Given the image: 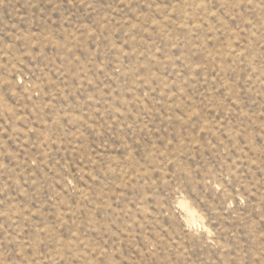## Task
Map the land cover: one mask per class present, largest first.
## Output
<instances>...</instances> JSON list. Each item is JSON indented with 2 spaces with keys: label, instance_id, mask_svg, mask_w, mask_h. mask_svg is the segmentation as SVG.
Masks as SVG:
<instances>
[{
  "label": "rangeland",
  "instance_id": "374dc122",
  "mask_svg": "<svg viewBox=\"0 0 264 264\" xmlns=\"http://www.w3.org/2000/svg\"><path fill=\"white\" fill-rule=\"evenodd\" d=\"M0 264H264V0H0Z\"/></svg>",
  "mask_w": 264,
  "mask_h": 264
}]
</instances>
